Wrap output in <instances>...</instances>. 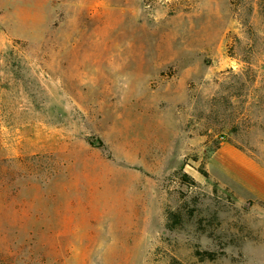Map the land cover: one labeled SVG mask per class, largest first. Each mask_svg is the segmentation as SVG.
<instances>
[{"label":"rangeland","instance_id":"374dc122","mask_svg":"<svg viewBox=\"0 0 264 264\" xmlns=\"http://www.w3.org/2000/svg\"><path fill=\"white\" fill-rule=\"evenodd\" d=\"M16 1L0 24L4 256L264 264V0Z\"/></svg>","mask_w":264,"mask_h":264},{"label":"crops","instance_id":"0c3cea01","mask_svg":"<svg viewBox=\"0 0 264 264\" xmlns=\"http://www.w3.org/2000/svg\"><path fill=\"white\" fill-rule=\"evenodd\" d=\"M19 6L20 4L16 0L14 1L13 0H0V24H2V21L4 20V18L10 19V18L17 17L18 14L20 13V11H18ZM8 7L12 8L13 11ZM235 156L245 159V161H247V163L253 168L257 164L253 159L248 158L247 156L243 155L241 152L237 151ZM258 171H259V174H261V168L259 166H258ZM257 184L260 185V182H258Z\"/></svg>","mask_w":264,"mask_h":264},{"label":"trees","instance_id":"16d2710c","mask_svg":"<svg viewBox=\"0 0 264 264\" xmlns=\"http://www.w3.org/2000/svg\"><path fill=\"white\" fill-rule=\"evenodd\" d=\"M0 264H13L9 258L5 257L4 254L0 250Z\"/></svg>","mask_w":264,"mask_h":264},{"label":"built area","instance_id":"2783aa9c","mask_svg":"<svg viewBox=\"0 0 264 264\" xmlns=\"http://www.w3.org/2000/svg\"><path fill=\"white\" fill-rule=\"evenodd\" d=\"M222 140H224L225 138L224 137H221Z\"/></svg>","mask_w":264,"mask_h":264}]
</instances>
